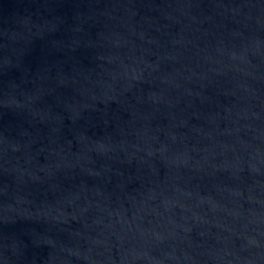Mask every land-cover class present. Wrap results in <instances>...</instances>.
Segmentation results:
<instances>
[{
	"label": "water",
	"instance_id": "1",
	"mask_svg": "<svg viewBox=\"0 0 264 264\" xmlns=\"http://www.w3.org/2000/svg\"><path fill=\"white\" fill-rule=\"evenodd\" d=\"M0 264H264V0H0Z\"/></svg>",
	"mask_w": 264,
	"mask_h": 264
}]
</instances>
